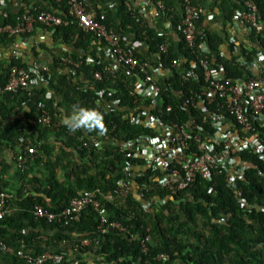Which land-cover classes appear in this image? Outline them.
I'll list each match as a JSON object with an SVG mask.
<instances>
[{"label":"trees","instance_id":"obj_1","mask_svg":"<svg viewBox=\"0 0 264 264\" xmlns=\"http://www.w3.org/2000/svg\"><path fill=\"white\" fill-rule=\"evenodd\" d=\"M98 1L111 2L116 7L106 12L107 26L114 25V30L122 37L133 34L134 41L145 44L144 48L148 46L147 54L136 52V55L156 68L155 75L157 68L162 71L160 97L155 98V105L150 98L142 97H137L138 103H134L136 97L131 95L134 89L123 70L103 75L101 80L94 79V74L101 73L107 66V61L99 54L101 44L75 26L50 30L58 45L53 54L48 53L52 70L49 79L32 87L30 97L27 90L0 93V175L12 170L16 179L10 184L0 180V191L13 196L9 213L0 220V243L12 249L7 256L12 262L22 264L15 254L19 249L32 257L49 252L63 256L60 264H73L68 254L76 249L79 254L100 257L101 264H264V159L248 151L239 152L237 158L246 165L242 176L234 175L229 182L230 171L222 168L210 180H198L189 188L169 195L156 183L166 172L150 171L143 162L126 157L124 142L152 132L130 124L132 111L137 108L162 117L164 123H185L188 117L198 115L179 110V98L175 94L178 91L187 94L190 89L199 91L203 86L201 70L198 65L190 68L189 62L194 60L195 54L186 47L181 36L150 24L148 16L146 21L142 19L143 26L135 22L139 14L132 0ZM127 1L133 4L134 14L126 10ZM160 1L165 11L159 21L170 15L172 22L181 18V0ZM244 1L216 0L215 15L222 17L218 31L206 27L203 16L196 22L198 35L203 34L209 51L216 55L214 64L222 66L226 78L252 75L247 67L241 66L230 42L225 57L219 55L228 42L226 31L232 25L234 12L242 9ZM252 1L264 16V0ZM175 2L179 3L180 11L176 10ZM198 3L199 0H191L193 5ZM51 4L62 16L66 14L64 0ZM15 20V15L9 12L6 21L0 18V24ZM249 41L252 42L250 38ZM13 42L12 36L0 33L1 88L6 84L11 66H26L23 61L11 58ZM164 43H169L166 53L160 51ZM39 47L47 49L43 44ZM240 48V56L251 61L253 48L242 44ZM68 53L77 61L76 66L59 63ZM194 53L204 56L198 43ZM35 54L33 48V57ZM180 55H183L181 62L172 67L171 61ZM154 71H151L153 75ZM40 74L47 76L43 71ZM195 77L201 80L194 81ZM83 86L87 88L80 90ZM47 93L52 94L51 99L46 98ZM27 98L31 101L26 102ZM38 101L48 106L53 125L36 123ZM169 105L172 112H165ZM81 107L99 114L102 131L82 128L73 133L67 130L61 123L62 118ZM100 134H108L110 138L100 149L88 150L83 146L89 135L100 137ZM27 145L33 146L35 152L26 155L27 162L21 171L15 167L14 157L24 154ZM191 151L199 152L196 143ZM119 181L129 185L132 191L136 187L142 189L144 197L129 195L119 203L107 200L105 193L114 191ZM96 189L100 190L98 200L107 217L127 227L125 233L111 232L100 237L99 216L92 208L82 210L71 220L34 219L35 205L58 213L82 192ZM41 236L45 240L40 239ZM147 236L148 251L142 253L140 242ZM84 240L88 245H81ZM161 254L166 255L165 260H157Z\"/></svg>","mask_w":264,"mask_h":264},{"label":"built area","instance_id":"obj_2","mask_svg":"<svg viewBox=\"0 0 264 264\" xmlns=\"http://www.w3.org/2000/svg\"><path fill=\"white\" fill-rule=\"evenodd\" d=\"M61 0H15L17 13L14 23L0 24V33L8 34L14 38L12 44L11 58L23 61L25 67L11 66L6 84L0 87V93H17L20 90H27L28 97L31 95V88L39 86L43 81L49 79L51 67L48 59L49 54L55 52L57 43L52 38L50 30L57 27L75 26L85 34H91L96 43L101 44L99 54L107 61V66L102 72L95 73L94 79L101 80L103 75L114 74L123 70L128 76V82L133 86L134 92L131 95L136 97L134 103H138L137 97L150 98L154 105L155 98L160 97V79L162 71L158 70L148 61H141L136 52L147 54V48L134 41L133 34L120 36L113 28L114 25L105 24L106 12L116 8L111 2L98 0H64L66 14L55 9L51 4ZM138 10L135 22L143 26L142 19L151 14L154 24L160 25L163 30L171 31L181 36L186 47L195 54L194 60L189 62L190 68L197 66L201 70L203 86L199 91L190 89L187 94L178 91V108L184 113L197 116L188 117L185 123L170 122L164 123L162 117L150 115L147 110L137 108L132 111L130 124L145 127L152 132H144L133 140L123 144V151L126 157L133 158L144 163L150 171H163L167 175L156 183L165 189L169 195L185 190L198 180H210L217 171L226 168L230 171V179L234 175L242 176L246 165L239 161L237 154L248 151L251 155H257L264 159V16L260 14L258 7L252 0H245L243 7L236 10L233 16V24L243 26V34L249 40V48H253L251 61L240 56V43H232L233 51L239 56L241 66L247 67L252 74L244 77L226 78L220 64H214L216 58L209 51L203 34H199L196 22L203 16L204 6L201 3L191 4V0H181L180 17L177 21H171V15L165 20L161 19L165 6L160 0H132ZM51 2V3H50ZM38 4L47 7L41 9ZM130 1L125 3L126 10L134 14ZM116 11V10H115ZM9 10L4 6V0H0V18L7 20ZM141 22H140V21ZM115 27V26H114ZM142 34H145L142 32ZM93 42L92 44H94ZM198 43L204 56L199 57L194 53ZM43 44L47 49L39 47ZM165 44V45H164ZM160 46L162 53L167 52L169 43ZM33 48L36 53L33 57ZM225 57V54H219ZM9 56V57H10ZM46 56L48 59H44ZM2 54H0V59ZM183 55L171 61L175 67L181 62ZM153 58L151 57V60ZM61 65H77L72 56L68 53L59 60ZM155 70V71H154ZM45 72L47 76L40 74ZM151 71H154V75ZM185 79V78H184ZM201 80L195 77L194 81ZM43 86V85H42ZM87 87H80L85 90ZM52 94L47 93L46 98L51 99ZM27 98L26 102H30ZM38 111L36 123L39 125H53L48 106L43 101L36 103ZM135 112H137L135 114ZM165 112H172V107L166 106ZM259 124V125H258ZM154 131V132H153ZM260 135L262 138H260ZM203 136V137H202ZM108 134L89 135L87 142H83L88 150L90 148L100 149L102 143L109 141ZM191 143V145H190ZM196 143L199 152L191 151L192 145ZM33 146H25L24 154L14 157L16 167L21 171L24 169L28 154H33ZM100 190L84 191L78 197L73 198L67 207L58 213L45 210L40 205H35L32 214L35 219H46L48 222H60L71 220L82 210L92 208L99 216L98 233L103 237L111 232L125 233V227L120 221L109 220L105 208L98 200ZM135 198L144 197L142 189L136 187L134 191L126 183L119 181L114 191H107V200L119 203L128 196ZM11 195L0 191V220L10 211ZM149 237H145L141 243L142 253H147L146 243ZM82 246L88 245V241L81 242ZM77 248V247H76ZM10 252L6 243H0V255ZM71 253H77L75 249ZM16 256L24 264H46L49 261L60 264L63 256L44 252L36 257L25 254L22 250L16 252ZM69 259V258H68ZM166 255H158L157 260H165ZM73 264H101L100 257L89 260L86 258H72Z\"/></svg>","mask_w":264,"mask_h":264},{"label":"crops","instance_id":"obj_3","mask_svg":"<svg viewBox=\"0 0 264 264\" xmlns=\"http://www.w3.org/2000/svg\"><path fill=\"white\" fill-rule=\"evenodd\" d=\"M15 0H4V6L6 7V9L9 10L10 13H12V15L17 13V8H16V4L14 2ZM178 2V1H177ZM175 2V8L176 10L180 11V5L179 3ZM199 2L204 6V20L203 23L204 25L209 26L210 28L218 31L221 29V23L219 22L220 19L222 18L221 16L217 18V16L219 15H215V13L217 12L216 10V0H199ZM149 17V23L152 24L154 22L151 14L148 15ZM118 21V20H117ZM119 22V21H118ZM198 30H199V26H198ZM243 26L239 25L236 26L232 23L231 26H229L227 28V39L228 42L224 45L221 53L225 54L227 51V45L229 44V42L231 43H240L244 46H248V40L245 37V35L243 34ZM176 38V36H175ZM177 39V38H176ZM208 48V46H207ZM67 51H70V49H67ZM214 56V58H216L215 54H212ZM44 59H48L46 56L43 57ZM10 157H8L7 159H9ZM14 174L12 172V170H10L9 174H3L0 175V180L1 183H5V184H10L11 182H16V179L13 177ZM40 239L45 240V238L43 236L40 237ZM86 259L89 260H93L92 257L88 256V255H84L83 256ZM0 264H17L12 262L9 259V256H5V255H0Z\"/></svg>","mask_w":264,"mask_h":264},{"label":"clouds","instance_id":"obj_4","mask_svg":"<svg viewBox=\"0 0 264 264\" xmlns=\"http://www.w3.org/2000/svg\"><path fill=\"white\" fill-rule=\"evenodd\" d=\"M231 45H232V43H231ZM248 47H249V43H248ZM99 119H100V117H99L98 113L94 112L92 109H87V108L81 107V108L73 110L70 115H65L62 118L61 123L67 128V130L69 132H73V133L79 129H82V128L85 130H91V129L95 128L97 130L102 131V129L100 128ZM15 167H16V164H15ZM26 189H27V186H26ZM1 192H5V191H1ZM5 193L8 195H11L8 192H5ZM11 197H13V196L11 195ZM19 250H21V249H19ZM10 252H12L11 248H10ZM16 252H15V254H16ZM7 255H8V253L5 256H7ZM78 255L80 256V258L81 257L83 258V256H84L82 254H78ZM68 258H70V259L77 258V256H76V254H74V256L71 257V252H69ZM92 259H96V258H92ZM19 260H21V259H19ZM21 262H22V260H21ZM22 264H24V263L22 262Z\"/></svg>","mask_w":264,"mask_h":264}]
</instances>
